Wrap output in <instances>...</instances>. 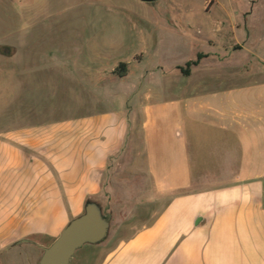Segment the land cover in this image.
<instances>
[{"label":"crops","instance_id":"1","mask_svg":"<svg viewBox=\"0 0 264 264\" xmlns=\"http://www.w3.org/2000/svg\"><path fill=\"white\" fill-rule=\"evenodd\" d=\"M246 43L235 49L236 59L245 51L252 59ZM208 62L203 58L185 78L204 67L216 77L185 90L180 108L140 107L144 151L131 153L123 144L112 113L84 122L63 149L61 138L41 136L39 126L20 138L0 137V255L14 251L25 264H37L38 246L52 243L83 212L87 197L96 201L100 187L93 180L107 158L115 155L122 170L143 154L145 178L137 172L130 191L121 176L116 190L118 224L133 216L138 228L127 237L112 234L106 241L116 238L112 246L77 251L70 264H264V73L227 74ZM62 150L64 182L55 169ZM48 152L53 159L45 158ZM77 171H84V187ZM207 185L213 187L201 188Z\"/></svg>","mask_w":264,"mask_h":264},{"label":"rangeland","instance_id":"2","mask_svg":"<svg viewBox=\"0 0 264 264\" xmlns=\"http://www.w3.org/2000/svg\"><path fill=\"white\" fill-rule=\"evenodd\" d=\"M245 42L252 47L249 61L245 50L236 59L235 49ZM263 49L264 0H0V137L20 138L39 126L41 136L61 138L63 149L70 134L83 132L84 122L112 113L123 144L131 153L144 151L140 107L180 108L185 90L216 77L215 69L204 67L187 80L188 62L200 55L198 64L208 58L223 73L262 74ZM235 62L238 68L229 67ZM196 138L191 133L189 144L197 155ZM64 155H55L61 182L68 177ZM114 156L93 180L100 187L94 202L110 215L103 242L109 246L138 228L133 216L117 222L118 179L125 176L122 186L132 191L134 175L144 177L146 167L142 154L116 170ZM77 172L84 187V171ZM112 234L116 238L106 242ZM0 264L25 262L12 251L0 255Z\"/></svg>","mask_w":264,"mask_h":264},{"label":"water","instance_id":"3","mask_svg":"<svg viewBox=\"0 0 264 264\" xmlns=\"http://www.w3.org/2000/svg\"><path fill=\"white\" fill-rule=\"evenodd\" d=\"M153 3L157 0H140ZM110 216L94 201L84 204L83 212L70 220L58 237L46 247L38 246L41 255L37 264H70L72 257L85 245H99L109 234Z\"/></svg>","mask_w":264,"mask_h":264},{"label":"trees","instance_id":"4","mask_svg":"<svg viewBox=\"0 0 264 264\" xmlns=\"http://www.w3.org/2000/svg\"><path fill=\"white\" fill-rule=\"evenodd\" d=\"M200 55L197 56V60L196 61H190L186 64L185 70L183 71V74H185L186 76H188L190 74V68L194 67L198 64V61L200 60Z\"/></svg>","mask_w":264,"mask_h":264}]
</instances>
